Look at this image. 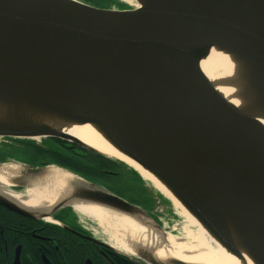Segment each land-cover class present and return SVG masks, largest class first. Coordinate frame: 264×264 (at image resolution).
<instances>
[{
	"label": "water",
	"instance_id": "1",
	"mask_svg": "<svg viewBox=\"0 0 264 264\" xmlns=\"http://www.w3.org/2000/svg\"><path fill=\"white\" fill-rule=\"evenodd\" d=\"M153 1L144 9L113 10L77 0H0V94L101 124L112 144L166 183L228 253L237 252L225 214L264 264V134L247 127V117L216 93L197 66L203 50L217 46L250 63L264 80V0ZM9 125L0 124V138L58 139L126 166L69 135ZM7 164L20 167L26 178L49 167L71 177L46 209L25 208L5 194H23L26 185L0 184V206L8 211L48 218L73 204L94 205L128 218L148 237L166 238L149 212L68 169L14 161L0 167ZM101 246L135 264H187L159 262L147 249L134 248L128 257Z\"/></svg>",
	"mask_w": 264,
	"mask_h": 264
},
{
	"label": "bare ground",
	"instance_id": "2",
	"mask_svg": "<svg viewBox=\"0 0 264 264\" xmlns=\"http://www.w3.org/2000/svg\"><path fill=\"white\" fill-rule=\"evenodd\" d=\"M46 1L70 3V0ZM121 1L134 9L148 8L157 2ZM203 52L205 56L197 63L200 72L219 96L247 117L248 122L245 124L248 128L264 134V80L256 69L238 55L217 46L207 47ZM0 124H10L9 126L25 130L46 129L63 133L109 159L120 161L170 202L186 223L182 237L166 233V238L162 240L154 234L148 237L144 228L124 216L94 205L73 204V211L80 218L93 223L102 236L106 237V243L118 253L133 257V249L142 248L151 250L159 262L175 259L187 264H259L227 214L224 217L236 255L228 253L210 237L198 220L174 197L166 183L116 148L101 124L78 121L57 109L6 92L0 94ZM34 138L40 140L38 137ZM70 179L67 173L54 167L45 169L35 178L22 177L21 168L13 164L0 167L1 185L13 187L21 183L27 187L23 194H5L19 205L30 209L48 208L62 196L64 186Z\"/></svg>",
	"mask_w": 264,
	"mask_h": 264
},
{
	"label": "flooded vegetation",
	"instance_id": "3",
	"mask_svg": "<svg viewBox=\"0 0 264 264\" xmlns=\"http://www.w3.org/2000/svg\"><path fill=\"white\" fill-rule=\"evenodd\" d=\"M15 141L6 142L19 145L18 151L10 152L7 151V146L6 149L2 146L0 162L14 161L31 167L54 164L68 169L127 203L148 211L161 224L151 212L153 206L147 191L138 187L140 183L134 187L131 180L127 182L123 167L107 160L109 166L106 168L95 167L94 171L81 172L79 168L74 171L69 167L71 163L67 159L68 154H75L80 160V155L88 156L89 151L58 139L44 138L33 141L35 146L43 149L52 146L56 155L52 157L42 154L34 157V153L27 152ZM53 158L56 163L50 162ZM14 191L23 192L20 188ZM91 225L93 223L80 218L72 208L60 209L48 218H27L0 206V264H108L109 261L112 264L133 263L101 246L108 244L102 235L97 236L89 229Z\"/></svg>",
	"mask_w": 264,
	"mask_h": 264
},
{
	"label": "rangeland",
	"instance_id": "4",
	"mask_svg": "<svg viewBox=\"0 0 264 264\" xmlns=\"http://www.w3.org/2000/svg\"><path fill=\"white\" fill-rule=\"evenodd\" d=\"M79 2H82L81 0H77ZM98 1V0H95ZM116 1V2H114ZM110 3H106L104 4V8L106 9H113V10H132L134 9L133 6L128 5L126 2H123L121 0H114ZM93 1H91V3L89 5H92ZM6 141H10V139H3L0 138V149L5 148V146H7V151L10 152H16L18 151V148L20 147L19 145H15V144H9ZM2 148V149H3ZM124 170H125V174H126V181L128 182L129 180H131L132 185L134 187H137L135 182L137 183L138 187H143L145 191H147V195L151 200V206H153L151 212L152 214L161 222V224L164 227V231L166 233H172L173 235H177L179 237H182L183 235V228L186 226L185 221L180 218V216L178 215V213L176 212L175 208L172 206V204L170 202H168L163 196H161L156 190H154L152 188V186L143 181L140 180L139 183L137 181V178L135 177V172H133V170H131L130 168L121 165ZM133 172V173H132ZM131 173V174H130ZM143 185V186H141ZM135 190V189H133ZM148 212V211H147ZM93 233L97 236L102 235L100 230L98 228H96V226L93 224L90 226V228ZM103 238H106L103 236ZM106 240V239H105Z\"/></svg>",
	"mask_w": 264,
	"mask_h": 264
},
{
	"label": "trees",
	"instance_id": "5",
	"mask_svg": "<svg viewBox=\"0 0 264 264\" xmlns=\"http://www.w3.org/2000/svg\"><path fill=\"white\" fill-rule=\"evenodd\" d=\"M82 2L86 3V4H90L91 1H93L92 6L95 7H99V8H104V4L106 3H110V0H81ZM114 0H111V2ZM116 2V1H114ZM15 142L21 144L23 146V148H25L27 150V152L30 153H34L33 156L37 157L38 155H42V154H49L50 156L54 157L56 154L55 152V148L52 146H47V149H43L41 147L35 146V143L33 141H19L16 140ZM29 144V145H26ZM90 155H80V160H78L79 158H77V156L75 154L69 153L67 156V159L70 161V168H73L74 171H76L77 169L80 168V172L81 171H94L95 167H102V168H106L109 166V162L107 161L108 159L97 155L93 152H89ZM75 157H73V156ZM110 161V160H109ZM51 163H56V161L53 159H50ZM113 162V161H111ZM114 164H116L118 167H122L120 163L117 162H113ZM133 173V172H132ZM135 174V173H133ZM135 177L137 178V181L139 183L140 178L137 176V174H135ZM135 184L137 185V183L135 182ZM123 258V257H122ZM124 259V258H123ZM126 260V259H125ZM128 263V262H127ZM128 264H133V263H128Z\"/></svg>",
	"mask_w": 264,
	"mask_h": 264
}]
</instances>
